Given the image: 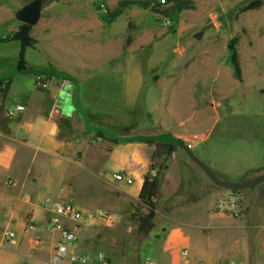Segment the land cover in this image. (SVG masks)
I'll use <instances>...</instances> for the list:
<instances>
[{"label": "crops", "instance_id": "obj_1", "mask_svg": "<svg viewBox=\"0 0 264 264\" xmlns=\"http://www.w3.org/2000/svg\"><path fill=\"white\" fill-rule=\"evenodd\" d=\"M151 1L54 0L43 8L31 32L37 44L25 51L26 68L56 70L70 77L69 84L48 77L46 85H39V75L18 74L21 46L12 56L0 54V82L9 84L0 93V220L16 233L14 243L0 236V264H74L55 260L61 233L49 222L48 200L130 215L155 146L98 135L104 129L111 137L121 136L123 124L115 134L104 122L108 119H133L135 127L126 125L133 136L181 141L192 144L193 151L201 144L198 157L221 179L239 182L264 171V157L251 166L232 167L206 146L222 118V101L242 96L250 85L243 66V82L237 80L230 53L221 56L220 43L209 33L213 30L200 38L192 35L230 0H193L198 13L176 15L173 32L149 10L131 13L132 28L125 14L111 21L109 11H97ZM0 9V25L9 24L14 34L21 25L17 13L10 6ZM18 105L25 110L8 117ZM123 172L133 184L112 186L108 174L114 178ZM259 192L255 188L250 196ZM229 195L177 146L152 219H146L150 210L143 208L138 233L136 220L126 222L128 238L99 220L71 223L74 251L92 257L104 253L108 264H264V205L236 217L218 209ZM144 220L150 228L143 227Z\"/></svg>", "mask_w": 264, "mask_h": 264}, {"label": "rangeland", "instance_id": "obj_2", "mask_svg": "<svg viewBox=\"0 0 264 264\" xmlns=\"http://www.w3.org/2000/svg\"><path fill=\"white\" fill-rule=\"evenodd\" d=\"M33 1L35 0H0V6L5 7L6 9L10 6V9L17 13L21 8L29 5ZM42 1L43 8H47L54 0ZM161 1L162 0H152L151 2H130L133 5H126L125 7L123 6V8L121 7L122 5H120L119 8L112 11L100 7L97 11H102L104 13L109 11L108 18L111 15L114 16L113 18L110 17L111 21L117 18L120 12L119 17L125 14L128 17L126 21L131 24L130 16L133 11L136 12V10H140L142 12L143 10H149L150 13L156 15L155 20H157L162 26L164 19L171 20L173 26L170 29L166 28L170 32H173L176 29V15L185 12L198 13L193 0H191L193 3L192 10H184L173 16H166V13L173 8V4L171 3V0H165V4H161ZM258 1L262 2V6L259 9L242 12L250 4ZM211 17L217 20L219 26L216 27L211 18H208L207 24L203 28L192 31L193 37H201L205 31L213 30L209 33L212 34L213 37L215 36L217 42L220 43L221 56L228 57L229 52L227 50V45L231 39L235 36H239L240 41L238 44V51L240 54L241 65L245 70V83L250 81V85L243 87L242 96L237 94L233 96V98L229 97L222 101L223 107L220 108L222 118L213 133L208 137L206 146L212 149V153H214L215 157L218 158L223 165L229 164L230 166L235 167L236 163L244 162L245 165L251 166L262 161L264 157V96L261 94V90L264 89V0H230L229 2H223V4H219L217 11H213ZM14 24L16 25L17 22H14ZM132 26L133 25L131 24V28ZM8 27L9 24L0 25V38L10 36L11 32ZM163 28L165 27L163 26ZM19 50V42L13 41L0 43V54H8L12 56ZM107 107H110V105L107 104ZM139 116L140 114L138 113V117ZM117 119H108L104 121L108 127H111L112 132L115 134H118V131H115L114 128L118 129L122 124V129L124 128L120 134L121 136H108V139L110 138L111 140L119 142L117 140L120 138L125 139L142 136H133L134 129H128L129 126H126L131 125L135 127L133 119L128 118L121 121ZM102 124L103 122L101 121V125ZM125 127H127V129ZM200 149H202L201 144H199L198 148L193 152L197 156H200ZM252 177L253 176H250L249 178ZM108 179L112 186L125 185L115 181L113 173L108 174ZM256 189H259L260 192L255 196H250V191L239 193L243 210H247L250 206L256 208L263 207L264 184ZM230 194H234V192L230 191ZM130 208L132 210H129L127 213L130 215L120 216L121 220L119 224L115 228L107 230L113 229L112 231H114L118 228L117 236L128 238L124 229L128 226L126 222L133 219L137 222L136 233H138V231L141 230L138 227V225H141V215L145 216L146 213L145 211L142 212L143 208L138 205V202L131 203ZM113 234H116V232ZM107 235L109 236L112 234H106V236ZM146 255L147 251L141 253L142 262L146 259Z\"/></svg>", "mask_w": 264, "mask_h": 264}, {"label": "built area", "instance_id": "obj_3", "mask_svg": "<svg viewBox=\"0 0 264 264\" xmlns=\"http://www.w3.org/2000/svg\"><path fill=\"white\" fill-rule=\"evenodd\" d=\"M161 4H165V0L161 1ZM163 26L165 28L170 29L173 24L170 19L163 20ZM53 77V76H52ZM48 78L46 75L38 76V84L46 85L47 81L45 79ZM64 80L65 84H69V80ZM7 90V83H0V93H3ZM25 108L21 105H18L14 110H10L7 115L12 118L16 113L24 111ZM197 139V137H194ZM189 148L192 149V144H186ZM115 181L125 184L132 185L134 180L133 178L123 172L114 175ZM241 197H239V193L234 192V194L229 195L227 198L222 199L218 203V209L230 213L233 216L238 217L242 212L243 208L241 207ZM44 207L49 214V222L50 224L61 233V240L59 245L57 246L55 253V260L57 263L67 259L71 263L74 264H91V263H99V264H108L106 256L104 253H99L95 257L89 255H81L76 253L74 250L77 244V236L74 230L70 228L71 223L83 224L88 221H102L103 224L107 228H114L120 222V216L111 214L104 210L98 211H84L81 208H78L72 203L69 202H59V201H46L44 203ZM0 236L2 239L9 243H14L16 240V233L11 229L8 224H5L0 220ZM185 255V252L182 253ZM148 264H153L149 262ZM231 264H241L238 262H234Z\"/></svg>", "mask_w": 264, "mask_h": 264}, {"label": "trees", "instance_id": "obj_4", "mask_svg": "<svg viewBox=\"0 0 264 264\" xmlns=\"http://www.w3.org/2000/svg\"><path fill=\"white\" fill-rule=\"evenodd\" d=\"M171 3L173 4V8L166 13V16H173L178 12L193 9V3L191 0H171ZM126 5L129 6L133 4H131L130 2H126L122 4L121 7L123 8V6L125 7ZM261 6H262L261 1L254 2L250 4L242 12L256 10L259 9ZM119 15L120 12L117 17H119ZM110 17L113 18L114 16L111 15ZM31 32H32V27L21 25L17 32L8 36L5 39L6 42L16 41L20 43L21 51H20L19 60L17 62L18 72L27 69L26 68L27 64L25 62V51L28 48L35 47V45L37 44V41L32 37ZM197 38H200V36ZM129 41L130 39L128 40V42ZM239 41H240L239 36H235L233 39H231L228 44V50L230 53L231 65L234 69L235 76L239 82H243L242 65H241L240 54L238 51ZM47 77H52V76L47 75ZM8 87L9 84L7 83V89ZM6 91H4L2 94H5ZM261 94L264 96V89L261 90ZM100 133H98V135H102L103 132ZM106 137L108 136L106 135ZM117 141L119 142L122 141L125 143H129V142L148 143V144H153L155 146V150L151 156L149 171L144 177L143 187L138 200V205L141 208H148L150 210V213L148 214V216H146V219L151 220L152 217L154 216V210L156 208V200L158 199L160 194V184H161L162 176L166 171V169L168 168V162L171 156L173 155L176 147L179 146V143H181V141H177L178 144L177 143L173 144L169 142H162L159 140L158 137H146V136H139L132 138L130 137L125 139L120 138ZM249 191L253 192L254 189L246 190V191H233V192L246 193Z\"/></svg>", "mask_w": 264, "mask_h": 264}, {"label": "water", "instance_id": "obj_5", "mask_svg": "<svg viewBox=\"0 0 264 264\" xmlns=\"http://www.w3.org/2000/svg\"><path fill=\"white\" fill-rule=\"evenodd\" d=\"M42 11H43V1L35 0L29 5L24 6L22 9H20L17 12L15 18L17 22L20 23L21 25L36 27L41 20ZM213 23L215 26H218V22L215 19L213 20ZM18 74L48 75L60 79L71 80L68 75H65L64 73L51 69H43V70L24 69L19 71ZM101 132L105 133L107 136H111L109 135L108 131L104 129L101 130ZM179 147L188 156V158L193 163H195L216 186L220 188L230 191H246V190L255 189L261 186L262 184H264V171L257 175H254L252 178H247L239 182L221 179L218 176H216V174L211 170V168L204 161H202L193 152V150L189 148L185 143L183 142L179 143ZM143 227L150 228L151 225L147 220H144Z\"/></svg>", "mask_w": 264, "mask_h": 264}]
</instances>
